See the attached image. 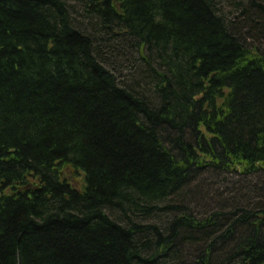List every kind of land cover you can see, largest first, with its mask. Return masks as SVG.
<instances>
[{
	"label": "trees",
	"instance_id": "1",
	"mask_svg": "<svg viewBox=\"0 0 264 264\" xmlns=\"http://www.w3.org/2000/svg\"><path fill=\"white\" fill-rule=\"evenodd\" d=\"M208 173L264 176V0H0V264H264Z\"/></svg>",
	"mask_w": 264,
	"mask_h": 264
},
{
	"label": "rangeland",
	"instance_id": "2",
	"mask_svg": "<svg viewBox=\"0 0 264 264\" xmlns=\"http://www.w3.org/2000/svg\"><path fill=\"white\" fill-rule=\"evenodd\" d=\"M247 42L251 43L247 38ZM261 181L264 179V176H256L254 183L260 184L259 178ZM223 176L216 177L211 173H208L203 177V179L197 184H193L186 188V192L183 196L184 203L189 206V208L198 215H204L209 213L213 209L221 208V205L225 206H234L237 204H246L251 190L255 187L254 183H251L250 186L246 178H239L237 176L232 177V180H228L226 183H223ZM247 181V182H244ZM259 181V182H258ZM246 186H249L246 188ZM264 189V184L261 185ZM240 199H243L240 200Z\"/></svg>",
	"mask_w": 264,
	"mask_h": 264
}]
</instances>
